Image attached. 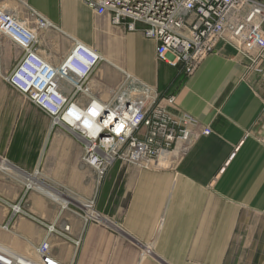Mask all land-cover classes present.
<instances>
[{"label": "crops", "instance_id": "1", "mask_svg": "<svg viewBox=\"0 0 264 264\" xmlns=\"http://www.w3.org/2000/svg\"><path fill=\"white\" fill-rule=\"evenodd\" d=\"M2 6L33 30L35 54L48 66L60 68L78 44L100 52L92 96L109 100L127 73L161 98L175 96L174 105L163 100L168 111L210 133L175 168L118 161L100 177L82 161L84 142L10 84L25 52L0 34V244L36 258L47 239L63 264H264V56L255 66L221 40L187 75L158 57L155 40L83 0Z\"/></svg>", "mask_w": 264, "mask_h": 264}, {"label": "built area", "instance_id": "2", "mask_svg": "<svg viewBox=\"0 0 264 264\" xmlns=\"http://www.w3.org/2000/svg\"><path fill=\"white\" fill-rule=\"evenodd\" d=\"M83 1L98 15H109L113 25L139 30L144 37L155 40L158 57L173 66L181 64L187 75L197 70L221 40L233 44L255 66L264 56V32L260 27L264 6L255 0ZM30 16L37 18L35 12ZM37 20L41 26L49 25L44 18ZM0 34L9 36L25 52L8 78L10 84L48 114L54 126L66 128L84 142L82 161L100 177L118 161L138 168H175L198 135L210 133L209 128L192 130L190 125L195 120L188 114L174 116L168 111L163 100L174 105L175 96L161 99L155 89L127 73L123 86L114 90L109 100L92 96L90 80L102 56L78 44L74 52L85 55L86 61L74 59L73 54L60 68L48 66L35 54L33 30L3 6ZM37 66L42 74H31ZM64 83L71 87L67 96L62 92ZM52 96L59 100L53 110L42 104L43 99ZM81 97H86V104L80 103ZM35 254L36 258H29L0 248V264H63L54 256L47 239L35 248Z\"/></svg>", "mask_w": 264, "mask_h": 264}, {"label": "bare ground", "instance_id": "3", "mask_svg": "<svg viewBox=\"0 0 264 264\" xmlns=\"http://www.w3.org/2000/svg\"><path fill=\"white\" fill-rule=\"evenodd\" d=\"M84 45V44H83ZM85 46V45H84ZM91 50H93V49H91ZM74 54V59H78L79 61H86V56L85 55H83V54H80L78 51L77 52H72L71 53V55H73ZM70 55V56H71ZM69 56V57H70ZM41 60V59H40ZM41 62H43V61H41ZM41 62H39V63H41ZM44 63V62H43ZM35 72L34 73H32L33 72V70H32V72H30L31 74H42V70H41V68H40V66H37V68H35ZM33 77V75H31V77L30 78H32ZM65 96H67L68 94H65V93H63ZM96 103L97 104H99V105H101L102 103L100 102V101H98V100H96ZM42 104H44V106L46 107V108H48V109H54V107L57 105V104H59V100L56 98V97H49V98H46V99H43V101H42ZM79 124V126L81 127V128H84L83 127V125L82 124H80V123H78ZM89 135H90V133H88ZM0 248L2 249V250H6V246H4V245H2V244H0ZM7 251V250H6ZM9 252H11V251H9Z\"/></svg>", "mask_w": 264, "mask_h": 264}, {"label": "rangeland", "instance_id": "4", "mask_svg": "<svg viewBox=\"0 0 264 264\" xmlns=\"http://www.w3.org/2000/svg\"><path fill=\"white\" fill-rule=\"evenodd\" d=\"M98 52V51H97ZM101 56H102V54L100 53V52H98ZM102 58H103V56H102ZM101 63H103V60L100 62V64ZM99 64V65H100ZM99 67V66H98ZM95 73H96V70L94 71V73L92 74V77H91V79L94 77V75H95ZM90 86V85H89ZM160 95V94H159ZM160 98H161V96H160ZM162 99V98H161ZM7 234L9 233L8 231H5ZM7 248H9L10 250H12L15 254H18L14 249H12V248H10V247H8V246H6ZM18 255H20V254H18Z\"/></svg>", "mask_w": 264, "mask_h": 264}]
</instances>
